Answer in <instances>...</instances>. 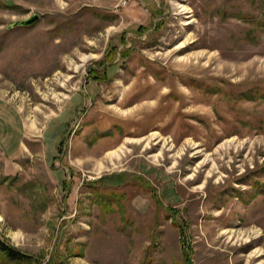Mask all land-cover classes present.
I'll return each instance as SVG.
<instances>
[{
    "label": "rangeland",
    "instance_id": "374dc122",
    "mask_svg": "<svg viewBox=\"0 0 264 264\" xmlns=\"http://www.w3.org/2000/svg\"><path fill=\"white\" fill-rule=\"evenodd\" d=\"M0 99L30 264H264V0H0Z\"/></svg>",
    "mask_w": 264,
    "mask_h": 264
},
{
    "label": "trees",
    "instance_id": "16d2710c",
    "mask_svg": "<svg viewBox=\"0 0 264 264\" xmlns=\"http://www.w3.org/2000/svg\"><path fill=\"white\" fill-rule=\"evenodd\" d=\"M141 28V27H140ZM138 31V30H137ZM120 41L122 42V38H120ZM116 51V47L112 46L109 50V55L108 57H105L104 59H110L113 56V52ZM112 55V56H111ZM123 57L122 55H120V58ZM90 77L91 80L97 81V80H104V75L100 76V75H96L94 74V72H92V70H90L87 74V78ZM104 180V178L99 179ZM258 185H253V186H261L259 183H255ZM0 256L2 257V259L8 263L11 264H30L31 263V257L15 250L14 248L9 247L8 245H6L4 242L0 241Z\"/></svg>",
    "mask_w": 264,
    "mask_h": 264
},
{
    "label": "water",
    "instance_id": "95a60500",
    "mask_svg": "<svg viewBox=\"0 0 264 264\" xmlns=\"http://www.w3.org/2000/svg\"><path fill=\"white\" fill-rule=\"evenodd\" d=\"M37 20H38L37 15H31L30 17H28L25 20L16 21V22L11 23L7 27V29H12V28H17V27H29V26L33 25Z\"/></svg>",
    "mask_w": 264,
    "mask_h": 264
},
{
    "label": "crops",
    "instance_id": "0c3cea01",
    "mask_svg": "<svg viewBox=\"0 0 264 264\" xmlns=\"http://www.w3.org/2000/svg\"><path fill=\"white\" fill-rule=\"evenodd\" d=\"M1 100V99H0ZM1 101H3V102H5L4 100H1ZM5 103H7V104H9L8 102H5ZM10 105V104H9ZM15 109V108H14ZM16 114H17V116L19 117V119H17V121H18V123H21V117H20V115H19V113H18V111L16 110ZM22 130H23V128H22ZM1 140H2V138L0 139V146L2 145L1 144ZM20 142H21V147L23 146L22 145V136H21V138H20ZM23 148V147H22ZM22 151H23V149H22ZM5 155V154H4ZM6 156V155H5ZM21 156H22V154H21ZM20 156V157H21ZM20 157H18V158H20ZM18 158H15V159H18ZM9 159H14L13 157H9Z\"/></svg>",
    "mask_w": 264,
    "mask_h": 264
},
{
    "label": "bare ground",
    "instance_id": "6f19581e",
    "mask_svg": "<svg viewBox=\"0 0 264 264\" xmlns=\"http://www.w3.org/2000/svg\"><path fill=\"white\" fill-rule=\"evenodd\" d=\"M116 155V153H113V154H110V155H108V157L109 158H112L113 156H115ZM112 160V159H111Z\"/></svg>",
    "mask_w": 264,
    "mask_h": 264
}]
</instances>
